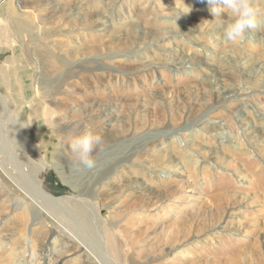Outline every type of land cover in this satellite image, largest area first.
Masks as SVG:
<instances>
[{
  "label": "rangeland",
  "instance_id": "obj_1",
  "mask_svg": "<svg viewBox=\"0 0 264 264\" xmlns=\"http://www.w3.org/2000/svg\"><path fill=\"white\" fill-rule=\"evenodd\" d=\"M253 7L257 26L229 41L203 0H0V264H51L47 257L59 255L68 239L54 208L34 202L6 173L19 170V158L31 172L39 168L44 191L65 203L79 194L91 200L99 179L117 164L140 163L134 164L140 181L165 198L132 217L130 207L143 197L120 200L121 192L111 191L101 202H119L113 212L100 210L103 228H95L93 207L81 208L94 224L93 232L79 226L81 239L92 249L103 246L118 264L158 255L148 264H264V0ZM18 21L28 32H20L24 24L16 28ZM141 30L152 46L127 52ZM123 53L136 61L124 68L122 81L107 74L94 79ZM216 79L236 94L202 120ZM63 82L74 90L55 94ZM92 102L80 117L71 110ZM182 110L189 118H180ZM196 118L205 127L191 136ZM85 128L102 138L90 171L70 147ZM147 129L171 135L145 149ZM23 131L32 149L21 146ZM191 151L202 152L196 167ZM50 232L55 241L40 240ZM70 251L54 264H81L83 254Z\"/></svg>",
  "mask_w": 264,
  "mask_h": 264
},
{
  "label": "bare ground",
  "instance_id": "obj_2",
  "mask_svg": "<svg viewBox=\"0 0 264 264\" xmlns=\"http://www.w3.org/2000/svg\"><path fill=\"white\" fill-rule=\"evenodd\" d=\"M20 24H24V27H21L20 28V32L22 34L24 32H28L25 29L26 23H23L22 21L15 22L16 28H18ZM178 28H180V27H178ZM146 31L147 30H141V32H135L132 35V40L130 41V43H131L130 46L131 47H130V49H128L127 52H132L134 54L137 53V51L139 52L140 50H134L133 49L138 44L139 45L140 44H145L144 47H147V46L150 47V46H152V43L146 44L147 40L151 39V37H149L150 36L149 33L146 32ZM125 37H127V36L125 35ZM117 38L115 40H117ZM145 40H146V42H145ZM125 54L126 53H123V56L115 57V60L112 61V63H111L110 66H108L106 68L104 67L103 69H101V71H98L96 73H93L94 79H100L101 77H103L104 74H107L108 77H113V78H116V79L123 78V76L125 75L124 73L125 72L127 73V71H124L125 70L124 68L130 67V62L131 61H136L134 59H130L127 56H124ZM181 56L182 55H180V57ZM184 59L185 60H190V62L193 61V60H195L194 57H190V58L187 57V58H184ZM246 59H247V57H246ZM251 60H253V59H251ZM250 66H251V69H254L255 68L253 64H251ZM231 69H232V67H231ZM238 70L241 71L243 69H239L238 68ZM129 73H131L133 75L134 74V71H131ZM250 73H248V75ZM251 75H253V74H251ZM242 77L243 78H247V77H244V73L243 72H242ZM73 79H74V77H73ZM94 79L92 81H94ZM223 79H225V78H223ZM45 81H47V80L45 79ZM67 81H65V82H67ZM224 81H221L220 79H216L213 82V84H212V87H213V92H212L213 102H210V100H208L207 106H206V104L203 105V107L206 106V108L204 109L203 107H201V108H203V114L201 115L202 117L199 116L201 119L203 117H209L210 114H213V112L216 111V109L218 108V106L223 105L224 103L226 104V102H229L230 99H233L234 98V96L236 94V92H235L236 88H233L234 86L231 87L230 85L226 84ZM65 82H63V84L61 83L57 87L55 94H62V95L64 94L65 95L69 91H73L74 90L73 88H75V85H73L72 82H70V83L69 82L68 83H65ZM209 93H210V91H209ZM209 93H208V97H210V94ZM79 98H81V97H79ZM165 100H166V98H163L162 101H161V102H163V105L164 106H165ZM3 101L4 100L0 97V111H1V113H4L3 112V110H4L3 109V106H1V105H3ZM81 103H82V101H81ZM185 104H187V103H185ZM88 106H90L89 108H91V110H92V108L95 106V103L92 102L89 105H83L82 107H84V108L81 109V110L79 109V107H72L71 110H72L73 113H77V116L80 117L83 114H85L86 110H88ZM184 107H185V105H184ZM184 111L185 110H182L181 111L180 118H184L185 116H187V118H189L190 113L187 112L188 114L185 115ZM200 118L199 119L196 118L197 120H195V122L193 121L194 123L192 122V125L191 126L193 127L194 132L192 133L191 136L198 135L200 133V131L202 130V128L205 127V126H201L202 128L201 127H198L200 125L199 122L201 121ZM72 124H74V122ZM201 124H203V123H201ZM147 130H148V132H147L148 133V136L146 137L145 143L143 144L144 145L143 148H145V149H148L149 148L151 150H155V147L157 148L158 140L159 139H162V135L163 134L165 135V133L166 134H170V130L161 131V132H158V133H153V132H151L150 129H147ZM24 132H25V134H24ZM263 132H264V128H263ZM17 134L15 136V139L16 140H17ZM227 134H228L227 135V137H228L227 141L230 144H234V145L238 144V143H235L236 142L235 140L233 141V138L231 137V135L229 133H227ZM27 135L28 134L26 133V131H23L22 132V139L24 140V142L23 143L21 142L22 143L21 146L26 147L28 149H32V147H31L32 145L30 143L31 140L29 139V137ZM164 135H163V138H166V137H164ZM221 136H224V134H222ZM166 140H168V139H166ZM167 142L168 143H173L172 140L170 142L169 141H167ZM177 142H178V140H177ZM183 154L186 155L187 154L186 151ZM188 154L191 156V163H192V165H194L196 167L197 164H198V157L197 156L200 155V154L202 156V152H200V151H191L190 153L188 152ZM139 155L140 154L137 153L136 157H139ZM179 155H180V153H176V156H174V158L175 157H178ZM164 156H169V155L168 154H164ZM170 157H171V155H170ZM210 159L211 158H208L207 160H210ZM26 162H25L24 158H19V160L16 161V164H17L16 167L18 166L19 167V170H17V169L14 170L12 167H9L7 170L5 169V171H6V173L8 175H10L15 181H17L19 183L18 186L20 185L21 188L23 189V191L30 198H32V200H34V202H36L37 204L44 205L47 208H51V207L54 208V210L57 212V214H56L57 221L59 222V224L61 226H63L62 228H65V230H66V231H64L62 229V232L65 233L68 236L67 241L66 242H63L61 244V246H63V248H62V250L58 251L59 252L58 254L62 256V254H64L65 252L66 253H69L68 251H70V250L73 249L75 252H77L76 254H78L79 256H81L79 253H82L83 254L84 259L81 258V264H118V262L113 259V257L109 253V251L107 249H105L103 246H100V249L98 248V250L97 249H92L91 246L89 244L87 245V243L84 240H82L81 237H80L83 234L81 232L80 227H79L80 225H82V227H84L85 229H87V230H89L91 232L94 231L93 230V228H94L93 225L94 224L96 226L95 228H98V226H101L102 228L105 227V221H104V219L100 215V210L102 209V207L107 206V208L109 207L112 210V212H113V209H115L114 208L115 205H117V203L119 202V200L118 201H115V202H111L110 201L109 202L110 204L109 203H106L105 204L104 202H101V200L109 197V192H111V191H119V192H121V194H120L121 197L118 196V197H120V200H121L122 197H125V196H130V197L140 196V197H143L144 200H143V202L141 204H136V205H133V206L130 207V209H131L130 213H131V216L132 217L133 216H139L140 215V212H142L143 210H145L146 208H148V206L157 203L156 200H160L162 197L165 198V196L161 195V192L159 193L158 190H154V189H151L150 187L145 186L144 183H143V181H140L141 178L139 179V177H138V172H140L139 171L140 169H137L136 167H134V164H140V163H134V162H132V163H130L128 165H124V164H121V163H120L121 165L120 164H117L118 166L117 165H116V167L114 166V168H112V170L109 173H107L106 175H103L102 178H100L99 181H98L99 182L98 187H95V189L90 194L91 200H88V199H86V197H83L82 194H79L78 196L73 195L72 198H71V200H68V202L65 203V199L63 197H58L57 198V197H54V196L50 195L49 193H46V191H44V189L42 188L41 183H40V181L38 180V177H37V173H38L39 168L36 167L35 168V172H33V171L31 172L32 169H31L30 165L29 166L27 165ZM144 167H148V163H147V165H144ZM141 169H143V167ZM128 172H129V174H127ZM136 174H137V176H136ZM135 193H138V194H135ZM83 195H85V194H83ZM84 204L85 205L88 204V207H93L94 208L93 212L94 211L95 212H94V218L93 219H95V221L94 222L92 221L94 224H91L89 222L90 220H92V219H89L88 218L90 216L87 215L88 216L87 217L88 219H87V218H84V216L82 215L83 211L81 210V208L82 209L84 208V206H85ZM137 207H139L138 210H137ZM44 209L51 216V214L49 213V211L45 207H44ZM28 210H30V209L26 208L24 210V214L26 216L28 214ZM88 212H90V211H88ZM92 217H93V215H92ZM86 220H88V222ZM57 228H59V227H57ZM118 230H119V228H118ZM55 233L50 232L49 234H47V236H45V237L42 236L40 238V240L43 241V240L47 239L50 242H53V241H55L57 239V237H56L57 235ZM67 243H69V244H67ZM54 251L56 253V249H54ZM168 251L169 252H172V249L170 248ZM59 255L50 254L47 258L52 261L51 264H54V263H56V261H58L60 259L61 256H59ZM79 256L77 257V259L80 258ZM160 259L161 258L158 255V257H155V258H152V259H150V258L147 259V261L145 263H142V264H148V263H150V261H158ZM131 264H135V263H131Z\"/></svg>",
  "mask_w": 264,
  "mask_h": 264
},
{
  "label": "clouds",
  "instance_id": "obj_3",
  "mask_svg": "<svg viewBox=\"0 0 264 264\" xmlns=\"http://www.w3.org/2000/svg\"><path fill=\"white\" fill-rule=\"evenodd\" d=\"M209 5V10L218 21V27L223 30L225 39L229 41L243 40L246 32L257 26V9L253 7L254 0H203ZM187 8V12L191 9ZM226 14L227 18H224ZM102 144V138L94 136L85 130L72 138L70 147L79 163L87 170L95 167L91 154Z\"/></svg>",
  "mask_w": 264,
  "mask_h": 264
}]
</instances>
